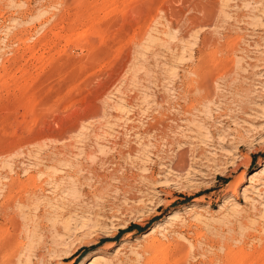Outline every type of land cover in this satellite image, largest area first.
I'll return each mask as SVG.
<instances>
[{
    "label": "rangeland",
    "instance_id": "374dc122",
    "mask_svg": "<svg viewBox=\"0 0 264 264\" xmlns=\"http://www.w3.org/2000/svg\"><path fill=\"white\" fill-rule=\"evenodd\" d=\"M257 1L113 0L75 25L53 26L38 17L48 0H0L1 260L264 264ZM203 35L239 41L231 57L241 86L214 84L234 118L187 115ZM209 130L215 145L202 142ZM224 135L237 143L222 146Z\"/></svg>",
    "mask_w": 264,
    "mask_h": 264
},
{
    "label": "bare ground",
    "instance_id": "6f19581e",
    "mask_svg": "<svg viewBox=\"0 0 264 264\" xmlns=\"http://www.w3.org/2000/svg\"><path fill=\"white\" fill-rule=\"evenodd\" d=\"M112 1L113 0H54V1L53 0H48L47 6H45L44 4H42V6H44L43 7L44 9L42 8L43 11L38 15V17L40 16L42 18V15H46L45 19H42V22H44V24L45 23H48L49 20L51 19L52 21H54V25L53 26H55V23H57V24L58 23H60V24H65L66 23L68 25L69 24H72L73 25L74 23L80 22L81 20H83V17L85 16V14L86 13H89L96 6H98L100 4H107L108 5V4L112 3ZM258 2L259 1L255 2V3H258ZM43 3H45V1ZM42 6H40V7H42ZM47 7L48 8L51 7V8H53V10L52 9L51 10L50 9L48 10ZM197 7H196V9L200 13H202L204 17L205 16H208V15L210 16L209 12H207L208 9L206 10L205 7L203 8L201 6H199L201 8H197ZM262 8L264 9L263 6H262ZM259 10H261V9H259ZM261 12L264 13V10H262ZM204 17H202V18H204ZM205 19H206V17H205ZM205 19H203V21ZM191 21H192V24L199 25V22L193 20L192 18H191ZM79 24L81 25V23H79ZM53 37H57L58 38V37H61V35H60V33H57V34L56 33H53ZM45 38H46L45 35H42L39 38L37 37L36 38V42H39L41 40H44ZM205 38L206 37L204 36L202 38V40L200 41V44H201V46H203L204 49L203 50L202 49L199 50V55H200L199 56V59L197 58L198 60H197V62L195 64V66L192 67L191 69H189V71H190L189 73H192L193 76H192V79L187 78L188 79L187 80V115L194 114L193 111H196L197 114L198 113H203L204 117H208V118L210 117L211 118L213 116V119L214 118H218V119L221 118L223 120V119H231V118H234V115L232 114V111H231V114L232 115H229L226 112V109L225 108H227V106H225V108L223 107V109L220 108V105H221L220 104V100H224L225 98L224 99H220V98H222V96L224 94L223 95L222 94L220 95V93H216L215 92V89H214V84L215 83L218 84V82L221 80L222 83L224 85H226L227 87L229 86V84H227V82L234 84L233 86H236V87H240L241 86L240 80L238 81V79H236V77H233L234 75L235 76L236 75H239L240 76V73L237 72V68L238 67L237 68L235 67V65H234L235 60H233V57H231V56L237 55L238 52L240 51V49H239V41L235 39L236 41L235 40L234 41H232V40H225L224 42H221V41H218L217 42V41H210L209 39L206 38L207 40H209L207 42V40ZM187 46H188V44H187ZM229 57H231V58H229ZM238 63H239V61H237L236 64H238ZM242 78H244L243 75H242ZM233 91L235 92L234 88H233ZM228 92H229V90H228ZM223 97H225V96H223ZM232 97H234V96H232ZM230 98H231V96H230ZM233 99H231V101ZM234 100L236 101V99H234ZM225 101H227V100H224L223 105H225ZM213 106L219 107V108L216 109L218 112L216 113L217 115L215 117H214V114H212V112H213V110H212L213 109ZM228 106H229V104H228ZM246 108H247V106H245L243 103L242 104H239V109H240L241 114H243V113L245 114L248 111ZM228 110H229V108H228ZM231 110H232V108H231ZM191 116H193V115H191ZM198 116H199V114H198ZM235 116H237V115H235ZM204 117L201 118L202 121L204 119L205 120L207 119V118H204ZM235 118L237 119V117H235ZM238 118H241V117L238 116ZM191 120L187 116V130H188V125H189L188 122H191ZM204 123H206V122H204ZM261 123H264V122H261ZM207 124L208 123H206V125ZM204 125L205 124H203V126ZM210 133H211L210 130L207 131V133L203 137L205 139L202 140V142L208 141V142H210L211 145H215L217 143V140H215V137L213 136L214 135L213 133L208 136V134H210ZM226 137H228V136L227 135H224V137L222 138V142L220 143L222 146H228V141L229 140L230 141H236V138L234 139V138H226ZM239 138L240 137L237 136V139L238 140H239ZM236 143H237V141H236ZM188 145H189V141L187 140V148H188ZM239 145L240 144H238V146ZM190 151L192 152V155L194 157H197V159H198V157L201 156V152L196 151L195 149L194 150H190ZM190 151L188 149V152H190ZM193 156H191V157L194 158ZM177 161H179V160H177ZM199 162H197L195 160V162H193V163L194 164L201 165ZM173 166H174V164H173ZM178 167H180L179 164H178ZM174 172H177V170L174 171ZM182 172H183V170H182ZM256 176H258V172H254L251 175L250 178L256 177ZM177 216H178V213L177 212H174L173 214H171L170 216H168V220H173ZM158 227L159 226L156 224L151 229V231L148 234H143L142 237L143 238L148 237L149 234H152V233L156 232V228H158ZM151 246L154 247V245H151ZM10 253H11V251H10ZM1 255H2V253H1ZM3 255H4V253H3ZM4 256H6V255H4ZM4 258L6 259V260L4 259L5 262L0 259V264H7V263H9V261H7V258L6 257H4ZM2 259H3V257H2Z\"/></svg>",
    "mask_w": 264,
    "mask_h": 264
}]
</instances>
